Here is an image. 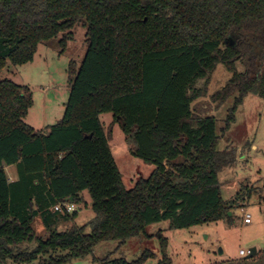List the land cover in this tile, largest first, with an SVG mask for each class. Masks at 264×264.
<instances>
[{
	"label": "trees",
	"instance_id": "16d2710c",
	"mask_svg": "<svg viewBox=\"0 0 264 264\" xmlns=\"http://www.w3.org/2000/svg\"><path fill=\"white\" fill-rule=\"evenodd\" d=\"M77 23L86 27L88 47L58 124L36 132L24 122L27 89L0 81V264H67L101 242L120 247L161 221L176 230L228 216L218 173L235 155L217 150L208 113L233 100L224 132L245 97L264 100V0H0V69L29 63L41 43ZM219 64L231 77L203 102ZM104 114L134 145V157L155 165L130 190L109 148ZM12 165L15 182L5 172ZM84 191L94 213L88 233L72 225L76 211L53 210ZM37 216L45 240L31 226ZM156 237L158 264H172L167 238ZM152 257L145 252L130 264Z\"/></svg>",
	"mask_w": 264,
	"mask_h": 264
},
{
	"label": "rangeland",
	"instance_id": "374dc122",
	"mask_svg": "<svg viewBox=\"0 0 264 264\" xmlns=\"http://www.w3.org/2000/svg\"><path fill=\"white\" fill-rule=\"evenodd\" d=\"M87 47L86 27L77 23L71 31L41 43L29 63L19 66L8 63L0 69V81L9 80L25 87L30 94L31 106L24 122L36 132L44 133L61 121L71 81ZM230 77L231 73L223 65H217L210 75L206 96L201 101L210 103L211 96ZM232 104L233 100H228L220 106L213 105L208 113L216 120L220 137L217 150L228 149L235 155L234 162L218 173L221 199L230 208L227 218L176 230L169 228L168 221H161L147 226L144 234L128 239L120 247L114 241L101 242L90 255L67 264H108V261L120 258L130 264L145 252L158 256L161 247L156 235L159 232L167 238L166 252L173 264H264V100L255 95L245 97L234 113V122L229 130L223 132L221 129ZM100 121L108 136L122 185L130 190L139 179L148 178L155 165L134 157V145L125 141L120 126L112 123L111 114L101 115ZM29 196L34 199V196ZM31 202L35 209L34 200ZM71 204L78 214L72 225L85 226L88 233L94 218L88 192L84 191L81 200ZM245 214L250 215V225L243 222ZM72 225H61L58 230H66ZM31 226L36 237L47 238L39 216L33 219ZM33 248L34 245L27 247L28 250ZM253 248L257 249L254 257L239 256V251L248 252ZM106 258L107 262L104 261ZM141 264L157 262L148 258Z\"/></svg>",
	"mask_w": 264,
	"mask_h": 264
},
{
	"label": "built area",
	"instance_id": "2783aa9c",
	"mask_svg": "<svg viewBox=\"0 0 264 264\" xmlns=\"http://www.w3.org/2000/svg\"><path fill=\"white\" fill-rule=\"evenodd\" d=\"M263 203H264V199L262 200ZM55 212H58L60 214H71L72 212H74V208L72 206L71 203L69 202H65V203H58L54 209H53ZM244 223L245 224H248L251 222V218H250V215L249 214H245L244 215V219H243ZM250 251L248 252H244L243 250L239 251V255L240 256H245V255H248Z\"/></svg>",
	"mask_w": 264,
	"mask_h": 264
},
{
	"label": "crops",
	"instance_id": "0c3cea01",
	"mask_svg": "<svg viewBox=\"0 0 264 264\" xmlns=\"http://www.w3.org/2000/svg\"><path fill=\"white\" fill-rule=\"evenodd\" d=\"M48 131V130H47ZM46 131V132H47ZM46 132H44V133H46ZM14 167H16L15 165H12V166H7V167H5V172H6V174H7V177H8V179H9V182H15L16 180H18V175H17V170H16V168H14ZM12 168H14V170H11ZM15 171V172H14ZM78 215V214H77ZM244 222V221H243ZM245 224V223H244ZM251 224V222L250 223H248V224H246V225H250ZM224 253H225V251H224ZM257 254V249H255V254L254 255H256ZM240 256V255H239ZM254 257V256H253ZM160 258H161V253L158 255V256H156V255H153V257H152V259L153 260H155L156 262H157V264H158V261L160 260ZM171 261H172V264H173V260H172V258H171Z\"/></svg>",
	"mask_w": 264,
	"mask_h": 264
},
{
	"label": "water",
	"instance_id": "95a60500",
	"mask_svg": "<svg viewBox=\"0 0 264 264\" xmlns=\"http://www.w3.org/2000/svg\"><path fill=\"white\" fill-rule=\"evenodd\" d=\"M68 202L71 203L72 199H70ZM254 254H255V249L253 248L250 250L249 254L247 255V258H252Z\"/></svg>",
	"mask_w": 264,
	"mask_h": 264
}]
</instances>
